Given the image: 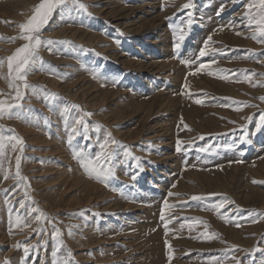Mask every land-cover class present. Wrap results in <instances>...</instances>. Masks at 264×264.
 <instances>
[{
    "label": "rangeland",
    "instance_id": "rangeland-1",
    "mask_svg": "<svg viewBox=\"0 0 264 264\" xmlns=\"http://www.w3.org/2000/svg\"><path fill=\"white\" fill-rule=\"evenodd\" d=\"M41 2L0 0V100L16 105L0 117V264H264V44L245 18L252 0H78L86 11L68 0L38 34L55 43L16 80L8 59ZM105 140L119 156L111 187L73 155Z\"/></svg>",
    "mask_w": 264,
    "mask_h": 264
},
{
    "label": "snow or ice",
    "instance_id": "snow-or-ice-1",
    "mask_svg": "<svg viewBox=\"0 0 264 264\" xmlns=\"http://www.w3.org/2000/svg\"><path fill=\"white\" fill-rule=\"evenodd\" d=\"M68 2V0H42L41 3L35 8L34 15L24 24L19 25V28L21 30V36L20 39L26 41L22 47L18 48L15 54L8 59V70L9 73H15L14 79L25 81L28 71L30 70V64H35L38 57L36 56V52L38 48L42 44L52 45L55 43L54 41L48 40V41H42L38 34L41 33L42 29L48 24L54 13L57 12L59 9L60 11L63 10L61 6L65 5ZM73 4H76L80 10L86 11V5L79 3L78 0H71ZM232 2H235V0H232ZM185 9L191 7V0H189L188 3H186L183 6ZM246 12H245V18L247 19V23L249 27H252L255 25L256 33L253 34L251 37L254 40H257L259 43L264 44V0H252L251 3L246 4ZM256 9L255 13H253V9ZM220 11H223V7L220 9ZM190 15V14H189ZM189 26L191 25V20L188 21ZM240 34V33H237ZM185 39L184 34L181 32V34L178 36V41H183ZM208 41L211 40V36L207 38ZM174 47L179 50L181 47V44L177 42ZM49 51L51 49L49 48ZM209 54V45L206 42L202 49L199 51L198 55L200 58H203ZM179 58V57H178ZM41 68L43 69L44 62L40 61ZM185 63H188L185 61ZM209 67L208 64L201 62L199 64V69H204ZM51 71H55L54 69H51ZM211 74V73H209ZM221 79H228V76H221ZM24 87H29L26 83L24 84ZM16 97L19 99H23L20 92L17 90ZM264 100V97L261 98ZM197 104H202V100H196ZM12 107H16V105H9L8 109L5 108V101L0 100V117H2L3 113L5 111H9ZM76 107V106H74ZM236 110H240L237 108ZM13 113L9 111V116L11 117ZM85 116H91V113H84ZM80 123L81 121H77ZM257 130H264V115H261L260 117V124L257 125ZM11 132L12 130H8ZM73 133H75L76 129L73 128ZM86 139L88 137H85ZM11 140H15L16 144H22V140L19 137L11 136L9 137ZM241 142H245L243 139ZM69 145L72 144V138L70 137L68 140ZM115 141L111 140H105L103 142L98 143L99 151L93 152L91 149H89L87 146L84 150L76 152H73L74 157L78 158L81 166L84 170V172L89 176V178H92L96 180L97 182L105 184L107 187H111L109 181L114 176V170L116 164L119 163V156L117 153L109 152L107 151V147L109 144H114ZM13 148L15 149V145H13ZM23 149H21L22 151ZM181 142L177 141V151H181ZM135 159V158H134ZM21 163V157H16V167H17V173L16 176L18 178L20 177L19 168ZM7 178V176H5ZM133 180L136 179L135 175H132L131 177ZM22 179V178H21ZM255 183V181H254ZM114 191L117 189H113ZM27 195V194H25ZM171 195V193L169 194ZM193 199H199L198 197H193ZM20 207L23 208L25 205L23 202H20ZM165 208H169L170 206L165 202L164 204ZM225 207V203H218L214 206V210L217 211L218 215H221L220 209H223ZM32 211H39L38 209H33ZM42 215V214H41ZM37 220L41 219V216L38 215L36 217ZM165 219L164 215H161V220L163 221ZM226 222H227V218ZM165 229L167 230V224H165ZM55 235H59V232H55ZM207 236V233L204 234ZM209 239L212 237L208 236ZM167 243V242H166ZM17 247H20V245H17ZM171 250V249H169ZM25 253L28 252V248L25 247L24 249ZM53 257L56 256V251L52 253ZM70 255V254H69ZM172 257L169 256V260H171ZM5 264H10L9 261H5ZM53 264H56V260H53Z\"/></svg>",
    "mask_w": 264,
    "mask_h": 264
},
{
    "label": "bare ground",
    "instance_id": "bare-ground-1",
    "mask_svg": "<svg viewBox=\"0 0 264 264\" xmlns=\"http://www.w3.org/2000/svg\"><path fill=\"white\" fill-rule=\"evenodd\" d=\"M168 5V4H167ZM135 11V10H134ZM116 14H119V13H116ZM117 17V16H116ZM126 19H127V17H126ZM143 29V28H142ZM133 30V29H132ZM143 31V30H142ZM130 33V32H129ZM141 34V33H140ZM139 34V35H140ZM86 37H87V35H86ZM217 38V37H216ZM90 39V38H89ZM220 39V38H219ZM236 39V38H235ZM85 40V39H84ZM85 43V42H84ZM88 44V43H87ZM89 45H91V44H89ZM98 46V45H97ZM49 59V58H48ZM162 67V66H161ZM165 67V66H164ZM164 70V69H163ZM143 71V70H142ZM141 71V72H142ZM138 72V71H137ZM201 77V76H200ZM163 81V80H162ZM207 83V82H206ZM204 84V83H203ZM198 85V84H197ZM210 85V84H209ZM113 92V91H112ZM127 93V92H126ZM109 94V93H108ZM119 94H121V93H119ZM109 96V95H108ZM119 97V96H118ZM109 98H111L110 96H109ZM115 98H116V96H115ZM130 100V99H129ZM172 103V102H171ZM98 104V103H97ZM153 104H154V102H153ZM96 105V104H95ZM151 106H153V105H151ZM62 107H64V106H62ZM101 107V106H100ZM153 108V107H152ZM173 108V107H172ZM62 110V109H61ZM153 110V109H152ZM139 113H141V112H139ZM138 114V113H137ZM158 114V113H157ZM126 119V118H125ZM113 120V119H112ZM147 120H149V119H147ZM124 122V121H123ZM119 124V123H118ZM146 124V123H145ZM117 125V124H116ZM146 131V130H145ZM174 132V131H173ZM129 136V135H128ZM49 143V142H48ZM54 144V143H53ZM49 144H47V146H48ZM52 145V144H51ZM57 146V145H56ZM162 146V145H161ZM49 147V146H48ZM52 147H54V146H52ZM55 149V148H54ZM52 152V151H51ZM56 153H57V151H55ZM54 151L52 152V153H50V151H49V154H54L55 153ZM56 155V154H55ZM62 155V154H61ZM46 156V155H45ZM44 156V157H45ZM166 159V158H165ZM249 167V166H248ZM250 168V167H249ZM154 173V172H153ZM171 174V173H170ZM193 177V176H192ZM190 179V178H189ZM241 182V181H240ZM186 186V185H185ZM189 186V185H188ZM187 186V187H188ZM182 189V188H181ZM184 189V188H183ZM179 189H177V191H178ZM184 190H186V189H184ZM190 192V191H189ZM89 196V195H88ZM93 200V199H92ZM82 204H83V202H82ZM81 205V204H80ZM93 205V204H92ZM81 207H82V205H81ZM3 232V231H2ZM7 236V235H6Z\"/></svg>",
    "mask_w": 264,
    "mask_h": 264
}]
</instances>
